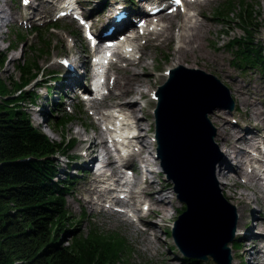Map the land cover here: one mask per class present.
Masks as SVG:
<instances>
[{"label": "rangeland", "instance_id": "1", "mask_svg": "<svg viewBox=\"0 0 264 264\" xmlns=\"http://www.w3.org/2000/svg\"><path fill=\"white\" fill-rule=\"evenodd\" d=\"M47 1L49 0H0V7L14 15V18L3 17L0 19V51L6 54L5 62L3 66H0V78L5 79L6 82H9V89L13 88L12 81L19 78V72L16 69V65L19 63V61H25L27 59L30 60L32 57L35 58L36 56L31 52V49H33L32 47L35 45H41L42 43L50 44L49 51L40 56L37 61V64L42 68V71L38 74L37 79L25 85L27 91L34 90L37 93V96L34 102H31L29 98H27L23 102V106L31 115V121L33 125L44 132L50 139L57 142L61 140L70 141L71 139H75V141H73L72 147L70 148V154H72V157L61 156L59 154L55 157V160L58 166L56 174L58 178H64L66 174L76 175L73 178L72 189L66 195L65 200L66 207L70 211L72 217L79 220L81 219V221L77 224V227L85 231L90 225L94 224L96 227L104 231L119 232L128 240L132 247V253L129 260L131 264H170L168 263L169 260L174 261V264H216L210 257L207 261H203L201 259L184 254L179 249V247L176 246L172 236V228L174 227L175 220L183 212H179V210L185 206V204L178 198L177 193L174 191V184L167 178L163 171L161 172L160 170L159 172L150 173V166H145V169H147L145 171L148 178L152 177L153 175L157 187L166 185L168 187L167 194L170 195L171 200L173 199V207L169 208L167 217H165L166 219L159 224L161 226L160 230L157 232L159 240H154V242L151 243L154 246V249L146 247L145 240L141 234L142 230H144L146 226L144 223L138 221L134 212L125 206H112L110 205V202L101 201L100 198L96 197V194L86 193L83 189L84 185L87 186L85 183L89 182L90 180L92 181V178L88 174L90 172V166H85L82 163L83 158H85L87 154L84 151V146L81 147L79 145L78 135L74 133V130L83 131L85 126L87 132L90 134L93 133V131L100 130V128L98 129L96 125L97 123L93 109L89 108L85 103L82 102V99L78 98L77 91H75L74 86L71 90H66V88L59 89L57 86L60 84V82H62V75H66L67 72V70L64 71L66 68L62 67L59 62L62 59L69 61L71 58H75L74 60L77 61L76 58H78L80 60L78 62L81 65L84 59L88 61V58L86 57L87 53L85 51H88V49L90 50V48L87 47L86 42L83 40L82 30L77 22H75L70 17L57 19V16L60 13V1L57 2V4L52 8L42 5L43 2ZM80 1L84 7V12H87L91 19L97 23V25H100L103 20H105V16L109 12H107V4L104 5L102 3L103 0ZM132 1L136 4L135 0ZM140 1L141 0L138 2ZM222 1L224 0L191 1L187 3V6L178 8L176 13L177 15L174 17L176 20L178 17H180V13L186 12L187 14H191L195 12L194 10L199 11L202 14L198 15L197 17L200 20L202 19L203 23L206 24L205 37L204 41L202 42L205 45V50L219 60L218 65L220 66L221 64L223 70L229 73L231 80L233 82L235 81L234 83H236L235 86H237L239 93L247 98L248 103L253 105L251 112L250 107L247 105V103H245L250 113L243 112L245 107H242L240 99L233 92L234 90L229 86L228 81L222 79L220 68H218V70L214 68L215 64L206 65L204 69L196 67L197 65H195V68L191 67V69L201 70L218 78L219 81L225 87H227L229 95L234 101V107L232 110L222 108L218 104V106L213 108L211 112H207L208 121L213 129V142L218 149L216 160L221 158L222 151H220L218 144L215 142L216 126L211 121L209 115L223 118L224 121L228 123V125L234 120H237L239 124L243 125L246 121L247 115L251 117L252 121L255 117H259L260 113L264 114V72L257 68H248L246 71H241L233 67L231 64L232 54L230 51H228L227 44L231 38L241 36L243 31L235 24L228 22L225 19H221L215 14L216 8H219ZM249 1H252L254 3V8L260 12V17L258 20H260L261 23L255 27L254 37L264 43V0ZM27 2H29V4L26 6ZM34 8L36 9L34 10ZM32 11H34L33 14ZM27 14H29L28 16L32 14V18L29 21H26ZM55 22L56 24H59V28L48 29V26H51ZM67 24H70V26H67ZM37 28L41 31L40 33L44 34L42 38L40 37V33L37 35L33 33V31H35ZM72 31L75 32V34L72 33ZM173 31L174 33L177 32L175 29ZM21 36L25 37L23 43H21V41H23L21 40ZM15 41H18V43ZM9 43L16 44V47L11 50L8 49L7 45ZM137 44L143 46V48L138 53L143 52L146 54V63L152 68L155 74V77H153V80L151 81L148 94L143 96L136 95L139 98V104L143 107V111L138 112V115L141 117V121L143 122L141 128H139V131L146 134L144 137L148 142L151 140L153 141V146L155 147V156L157 157V144L155 140L154 124V109L156 108L157 100L151 98V95L153 96V92H157L158 88L169 79L167 74L164 79H158V76L166 73L167 68L172 66V63L169 59V54L172 49H175V47L178 46V41L174 39L170 42V46H168V42H160L159 39H150L149 41L146 39V37H140L137 41ZM76 50L80 51L78 55L73 53ZM57 60L59 62H57ZM117 65L118 63H115L112 66L113 70H109L110 75V71H114L116 69L114 67ZM183 67L186 68V66ZM84 71L85 68H83V66L79 67V73ZM175 72L176 74L174 78H177V75L179 74L184 76L198 77V74L188 72L183 68H178ZM112 78L113 76H111L109 79V85H111L110 92H118L113 85L114 79L112 80ZM46 81H49L50 85H47ZM103 110L105 109H102V111ZM52 114L57 117L58 120L69 119V121L64 127H54L52 126L54 120V116H52ZM255 122L256 123L250 122V125L262 127V134H264V116L263 120L261 118ZM245 134L251 135L250 130H247ZM94 158L95 156H93V159ZM136 158L139 159L138 156L130 157L133 162H136ZM230 160L232 161L233 159ZM138 161L139 160H137V162ZM66 165H68V167ZM152 167L155 168V165H152ZM157 167L158 166L155 168L156 170H158ZM79 169L82 171L77 174L76 170ZM133 174L135 176L137 174L140 175L139 170L133 171ZM215 181L220 195L226 200V202L234 207L236 213L235 234L233 240L230 242L234 244L235 259L231 252L232 250L230 249L232 256L231 264L233 260L235 263L238 262L239 264H250V256L243 255V252L249 248V243L246 239H242L238 233H236L238 220L237 206L224 196V193L220 189V184L216 178ZM238 181L239 182L236 185H232L229 178H224L222 183L223 186H225V190L231 187V189L234 188L243 194H247V192L250 193L246 187L247 185L243 184L240 179ZM261 183L264 186V179L261 181ZM100 184L103 185V183ZM102 187H98V190ZM88 188H91V186H88ZM85 199H91L92 203H89L85 206L83 203V200ZM146 200L147 199L141 197V195L136 197L137 203L143 202L141 205L142 208L139 207L140 213H146L148 211V209L143 206V204L147 205ZM263 206V201L261 200L260 196H258L257 201L255 203H251L250 209H245L244 211L245 213H250L252 212V209L261 207V210H263L264 213ZM114 210H123L124 215H122V217H116L115 215H118L119 212H115ZM111 211H114L115 215H113L114 213L110 214ZM256 219V217H250V219H248L246 222V226L249 228L251 227V229L253 228L254 233L258 235L263 229L255 226L254 223L256 222ZM70 234L71 232L68 233V235L65 234L64 239L69 237ZM230 243L228 245L229 248ZM237 243H240L241 245L236 247L235 244ZM258 245H260L259 241Z\"/></svg>", "mask_w": 264, "mask_h": 264}, {"label": "bare ground", "instance_id": "2", "mask_svg": "<svg viewBox=\"0 0 264 264\" xmlns=\"http://www.w3.org/2000/svg\"><path fill=\"white\" fill-rule=\"evenodd\" d=\"M59 1L60 0H49L47 2H43L44 4L42 3V5L52 8ZM164 1L165 0H141L137 4V11L134 12L146 15V27L142 33L138 34V36L146 37L149 41L150 39H159L160 42H168V46H170V42L174 39L178 41V46L175 47V49H172L169 54L172 66L167 68L168 71L166 70V73L158 76V79H164L166 74H171L172 70L181 66H186V68H195V65H197L196 67L204 69L206 65L215 64L214 68H216V70L220 68L222 79L228 81L229 86L234 90L233 92L240 99L242 107H245L243 112L250 113L245 103H247L252 112L253 105L248 103L247 98L239 93L237 86H235L236 83L231 80L229 73L223 70L221 64L220 66L218 65L219 60L217 58L205 50V45L202 42L205 37L206 24L203 23L202 19L200 20L197 17L202 14L196 10H194L195 12L191 14L184 12L180 13V17L175 20L174 17L177 14L174 12L161 10L151 14L145 9V6L150 7V3L153 4L152 6H160ZM189 2L191 1L183 2L182 7L187 6V3ZM102 3L104 5L107 4L106 8H108V11L117 10L133 14L130 10H127L125 4L121 0H103ZM28 4L29 2H27L26 6ZM35 9L36 8H34V10ZM60 10L62 9L59 8V11ZM33 12L34 11H32V14ZM32 14L30 16L27 14L26 21H29L32 18ZM85 14L86 16H89L87 12H85ZM106 16L108 17L109 15L106 14ZM3 17L14 18V15L0 7V19ZM131 18L132 16H130L128 20H123L119 23L113 22V26L119 29L128 27L133 28L134 19L131 20ZM103 23L104 20L102 24ZM174 29L177 31L176 33L173 31ZM138 36L133 34L132 38L128 39L127 45H124L123 48L118 51L119 56L115 62L118 63V65L114 67L116 69L112 71L113 67L111 68V71L115 73L113 85L118 92H110L101 99H91L88 103H86V105L93 109L95 114H98V117H95L97 119H110V115L103 112L102 109H113L116 110V113L118 112L121 115V129L126 131H135V134L129 135V138H127L126 149L130 150L131 156H138L145 166H150V173H153L159 172L161 168L159 167V161L155 156L153 141L151 140L148 142L144 137L146 134L139 131L143 122L141 121V117L138 115V112H142L143 107L139 104V98L136 95L143 96L148 94L151 81L153 80V77H155V74L152 68L146 63V54L143 52L138 53L143 48V46L137 44L139 39ZM79 52L80 51L76 50L73 53L78 55ZM85 52L87 53L86 57L88 58V61L84 59L81 65L78 62L80 61L78 58H76L77 61L74 60L75 58H71L69 61L62 59L60 62L57 60L62 67L66 68L64 71L67 70L66 75H62V82H60L57 86L59 89L66 88V90H71L73 86L76 87L75 85H77L83 74L86 72L87 66H90L89 59L92 54V50H86ZM67 64H70L71 67H67ZM81 66L85 68V71L79 73V67ZM151 98H154V96L151 95ZM209 116L211 121L216 126L215 142L218 144L220 151H222L221 158L216 160L214 163V174L216 180H218V183L220 184L219 187L223 191L224 196L237 206L238 220L236 233H238L242 239H246L249 243V248L243 252V255L250 256V264H264V245H258V241L259 243L264 241L263 210H261V207H258L257 209H252V212L250 213H245L244 211L245 209H250L251 203H255L258 196H260L264 205V188L261 183L264 179V163L252 165L253 158L250 157L248 150V147H256V142L264 141V135L262 134L261 129L262 127L250 125V122L256 123L255 121H258V119L261 118L263 120L264 114L260 113L259 117H255L252 121L251 117L247 115L246 121L243 125L239 124L237 120H234L228 125V123L221 117H214L212 115ZM111 117L114 124H117L118 121H114L115 117L112 115ZM96 125L98 126V124ZM84 128L85 129L83 131L74 130V133L78 135L79 145L81 147L84 146V151L87 154L86 157L83 158L82 163L85 166H91L93 156L96 158L102 151L105 153L107 158L98 174H95L89 167L90 172L88 174L92 178V181L90 180L89 182H86L85 184H87V186L84 185L83 189L86 193L96 194V197L100 198L101 201L107 202L106 200H108L112 206L120 205L130 208V210L136 214L138 221L144 223L146 226L141 232L145 240L146 247L154 249V246L151 243L154 242V240H159L157 233L161 227L159 224L166 219L165 217H167L169 208L173 207V199L171 200L170 195L167 194L168 187L166 185L157 187L153 175L150 177L151 179H143L139 174H137L134 176L133 186L129 188L126 196L121 197L116 194L118 187L123 184V172L120 171V165H118L117 160L110 157V153L105 146V132L111 130H108V128L106 130L100 128V130L93 131V133L89 134L85 126ZM247 130H250L251 135L245 134ZM230 159L233 160L231 161ZM154 164L158 166V170L152 167ZM248 166H250V168H247ZM224 178H229L232 185H236L240 179L243 184L247 185L246 187L250 193L247 192V194H243L234 188L231 189V187L225 190V186H223L222 183ZM111 180L112 184L108 183L107 186L102 189L99 188L100 190H98V182H110ZM88 186H91V188H88ZM119 191L125 194L124 190ZM138 195L147 199L148 211L146 213H140L139 207H141L143 202H136L135 198ZM83 201L82 202L85 206L92 203L91 199H85ZM114 211L119 212L118 215H115ZM114 211H111L110 214L114 213L113 215L116 217H122V215H124L123 210ZM250 217L257 218L254 224L256 227L263 229L261 232L259 230L260 234H255L253 228L251 229V227L249 228L246 226V222L250 219ZM230 249L232 250L231 252L235 259L233 243H230ZM168 263L174 264V261L169 260ZM232 264L239 263H235L233 260Z\"/></svg>", "mask_w": 264, "mask_h": 264}, {"label": "trees", "instance_id": "3", "mask_svg": "<svg viewBox=\"0 0 264 264\" xmlns=\"http://www.w3.org/2000/svg\"><path fill=\"white\" fill-rule=\"evenodd\" d=\"M215 14L243 31L227 44L233 67L264 72V43L254 37V29L261 23L254 3L224 0ZM58 25L55 22L48 29H57ZM40 32L38 28L33 31L36 35ZM21 40L23 43L25 37L21 36ZM7 46L11 50L16 44ZM49 47L50 44L35 45L31 52L36 57L19 61V78L12 81L13 88L9 89V82L0 78V264H131L132 247L124 236L94 224L83 231L77 227L81 219L73 218L66 207L65 198L76 175L58 178L55 157H72L70 148L75 139H50L33 125L23 106L27 98L34 102L37 96L25 85L37 79L42 71L38 58ZM5 59L6 54L0 51V66ZM68 121L54 116L52 126L64 127Z\"/></svg>", "mask_w": 264, "mask_h": 264}, {"label": "water", "instance_id": "4", "mask_svg": "<svg viewBox=\"0 0 264 264\" xmlns=\"http://www.w3.org/2000/svg\"><path fill=\"white\" fill-rule=\"evenodd\" d=\"M179 68L198 77L179 74L174 78L176 69L172 70L158 88L154 109L157 157L186 206L174 222L172 236L184 254L231 264L228 245L234 238L236 213L217 189L213 166L218 149L207 112L218 104L232 110L234 101L214 75Z\"/></svg>", "mask_w": 264, "mask_h": 264}]
</instances>
